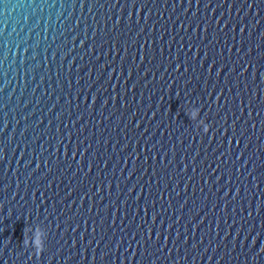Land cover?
I'll list each match as a JSON object with an SVG mask.
<instances>
[{
    "label": "water",
    "instance_id": "95a60500",
    "mask_svg": "<svg viewBox=\"0 0 264 264\" xmlns=\"http://www.w3.org/2000/svg\"><path fill=\"white\" fill-rule=\"evenodd\" d=\"M0 264H264V0H0Z\"/></svg>",
    "mask_w": 264,
    "mask_h": 264
},
{
    "label": "clouds",
    "instance_id": "9594fccd",
    "mask_svg": "<svg viewBox=\"0 0 264 264\" xmlns=\"http://www.w3.org/2000/svg\"><path fill=\"white\" fill-rule=\"evenodd\" d=\"M191 115L193 116V119H195V118L197 117V115H198V112L195 111V110H193L192 113H191ZM43 237H44V233H43V231L41 230V239H42V241H43ZM42 247H43V244L41 245V249H42ZM36 250H37V249H36Z\"/></svg>",
    "mask_w": 264,
    "mask_h": 264
}]
</instances>
